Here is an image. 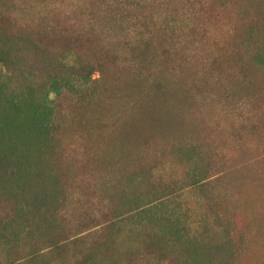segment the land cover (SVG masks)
Segmentation results:
<instances>
[{
    "label": "rangeland",
    "instance_id": "374dc122",
    "mask_svg": "<svg viewBox=\"0 0 264 264\" xmlns=\"http://www.w3.org/2000/svg\"><path fill=\"white\" fill-rule=\"evenodd\" d=\"M200 1L211 32L205 45L190 49L192 31L186 30L185 42L161 54L145 82L125 54L83 31L88 23L80 0H0L1 23L31 7L32 30L45 44L69 45L80 60L99 57L104 66L84 89L88 100L68 91L50 95L58 127L43 163L54 176L49 191L59 213L37 252L14 264H208L202 248L189 241L173 251L153 228L115 218L120 189L101 191L135 169L148 171L151 184L182 179L188 166L175 143L194 144L213 169L203 190L182 191L193 233L201 234L203 216L217 207L232 230L226 264H264V73L240 58L251 48L249 27H257L253 44L264 43V11L259 0ZM0 71L9 73L2 62ZM155 76L162 87L148 90Z\"/></svg>",
    "mask_w": 264,
    "mask_h": 264
},
{
    "label": "trees",
    "instance_id": "16d2710c",
    "mask_svg": "<svg viewBox=\"0 0 264 264\" xmlns=\"http://www.w3.org/2000/svg\"><path fill=\"white\" fill-rule=\"evenodd\" d=\"M80 1L81 15L88 23L83 31L109 42L107 50L116 48V54H125L145 82L148 69H155L161 54L183 42L184 32L192 31L190 49L205 45L211 34L200 0ZM259 9L264 11V0L261 4L259 0ZM32 14L33 8H21L13 14L14 21H0V62L9 72L0 71V264H14L36 253L59 213L58 198L49 191L55 186L54 176L43 163L55 146L58 127L56 97L50 95L68 91L88 100L84 89L91 75L104 72L99 57L84 61L69 45L45 44L32 30ZM249 18L247 5L245 19ZM55 28L59 29L57 24ZM249 28L246 43L251 48L242 50L240 58L250 59L264 73V43L253 44L257 27ZM127 49L133 51L132 57ZM146 86L158 91L162 83L155 76ZM175 146L178 157L183 154L181 162L188 166L182 179L151 184L148 171L135 169L117 183L112 179L108 187L101 185V191L110 193L115 184L120 189L115 218L126 217L137 226L153 228L173 251L189 241L202 248L208 264H226L232 254L229 219L217 207L211 209L203 216V231L196 235L182 201L185 188L203 190L213 180L210 160L196 154L194 144Z\"/></svg>",
    "mask_w": 264,
    "mask_h": 264
}]
</instances>
